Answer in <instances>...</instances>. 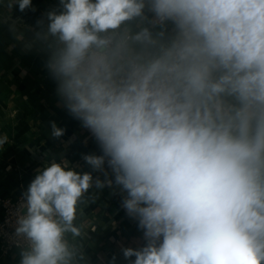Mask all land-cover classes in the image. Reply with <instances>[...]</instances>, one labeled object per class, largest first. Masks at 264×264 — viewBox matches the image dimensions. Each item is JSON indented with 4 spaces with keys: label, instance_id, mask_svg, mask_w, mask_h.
<instances>
[{
    "label": "clouds",
    "instance_id": "obj_1",
    "mask_svg": "<svg viewBox=\"0 0 264 264\" xmlns=\"http://www.w3.org/2000/svg\"><path fill=\"white\" fill-rule=\"evenodd\" d=\"M59 2L33 28L12 16L32 0H0V24L47 55L64 107L101 149L83 159L105 178L67 160L36 170L20 264H80L67 237L85 234L89 190L112 186L105 166L145 240L122 250L129 264H264V0ZM64 132L51 122L53 138Z\"/></svg>",
    "mask_w": 264,
    "mask_h": 264
},
{
    "label": "crops",
    "instance_id": "obj_2",
    "mask_svg": "<svg viewBox=\"0 0 264 264\" xmlns=\"http://www.w3.org/2000/svg\"><path fill=\"white\" fill-rule=\"evenodd\" d=\"M32 4L36 11L20 13L13 9V18L35 28L38 20L46 19L48 11L61 10L59 0H32ZM168 27L171 30L170 24ZM46 59L45 53L28 50L16 42L7 24H0V135L9 138L0 147V220L1 202L15 201L25 194L36 170L53 160H67L78 172H92L94 181L97 177L105 178L83 159L85 154L101 155V149L92 133L64 107L57 84L45 68ZM53 121L65 129L60 138L51 136ZM105 167L113 179L112 186L89 190L86 203L81 206L83 213L76 221L84 225L85 234L75 241L70 234L67 237L83 255L80 264H129L122 250L139 248L145 243L138 222L121 206L126 193ZM22 250L13 249L7 254L0 251V264H20Z\"/></svg>",
    "mask_w": 264,
    "mask_h": 264
},
{
    "label": "built area",
    "instance_id": "obj_3",
    "mask_svg": "<svg viewBox=\"0 0 264 264\" xmlns=\"http://www.w3.org/2000/svg\"><path fill=\"white\" fill-rule=\"evenodd\" d=\"M24 203L22 193L15 201L3 200L1 202L2 218L0 220V251L7 254L13 249H24L27 244L24 238L15 234L17 219L23 214L21 205Z\"/></svg>",
    "mask_w": 264,
    "mask_h": 264
}]
</instances>
